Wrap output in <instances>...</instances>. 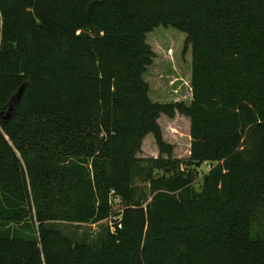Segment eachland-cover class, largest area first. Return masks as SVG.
<instances>
[{"label": "trees", "instance_id": "trees-1", "mask_svg": "<svg viewBox=\"0 0 264 264\" xmlns=\"http://www.w3.org/2000/svg\"><path fill=\"white\" fill-rule=\"evenodd\" d=\"M159 27L190 47L187 104L150 99ZM111 192L121 229H63L107 219ZM0 264H264V0H0Z\"/></svg>", "mask_w": 264, "mask_h": 264}, {"label": "rangeland", "instance_id": "rangeland-1", "mask_svg": "<svg viewBox=\"0 0 264 264\" xmlns=\"http://www.w3.org/2000/svg\"><path fill=\"white\" fill-rule=\"evenodd\" d=\"M185 34L171 28H156L146 36V42L154 52L152 65L147 69L144 80L149 85V96L153 102L170 103L183 101L186 104L190 99V47L184 46ZM161 127L166 142L173 145L174 156L187 158L189 148V136L187 132V120L182 116H176L170 120L160 118ZM139 156L156 157L157 149L149 136L142 145ZM214 166L211 163H202L197 169L196 178L193 183L195 191H199L203 177ZM184 167V166H183ZM187 168V167H186ZM161 174L160 171H156ZM138 193L148 195V183L141 179L134 182ZM149 199V198H148ZM63 229L77 239L92 241L96 239L101 227L108 228L105 222L94 225L69 226Z\"/></svg>", "mask_w": 264, "mask_h": 264}, {"label": "built area", "instance_id": "built-area-1", "mask_svg": "<svg viewBox=\"0 0 264 264\" xmlns=\"http://www.w3.org/2000/svg\"><path fill=\"white\" fill-rule=\"evenodd\" d=\"M111 212L105 222L108 225V229L111 233H115L117 230L121 229V218L123 212V205L120 197L115 196L113 192L110 193Z\"/></svg>", "mask_w": 264, "mask_h": 264}, {"label": "water", "instance_id": "water-1", "mask_svg": "<svg viewBox=\"0 0 264 264\" xmlns=\"http://www.w3.org/2000/svg\"><path fill=\"white\" fill-rule=\"evenodd\" d=\"M20 94H21V90H20V92H19V96H20Z\"/></svg>", "mask_w": 264, "mask_h": 264}]
</instances>
